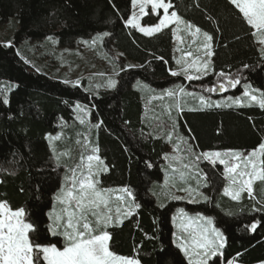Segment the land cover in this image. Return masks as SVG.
Here are the masks:
<instances>
[{"label": "trees", "instance_id": "obj_1", "mask_svg": "<svg viewBox=\"0 0 264 264\" xmlns=\"http://www.w3.org/2000/svg\"><path fill=\"white\" fill-rule=\"evenodd\" d=\"M168 1L184 21L213 36V69L202 80L171 76L175 61L173 24L151 37L125 27L123 21L133 11L131 0H0V21L15 18L18 23L14 35L0 41V202H7L14 210L25 209L27 221L35 227L30 239L63 247L62 237H52L48 231L49 213L65 169L55 161L48 135L63 130L66 141L60 146L66 154L64 162L74 158L79 162L97 150L108 168L99 175L98 185L129 187L140 205L121 223L108 227L113 252L137 258L142 264H188L177 246L173 222L175 211L184 208L189 213L213 216L215 225L225 233L224 254L209 264H227V259L261 264L264 211L253 209L264 208L258 202H264V182L254 181L253 195L244 193L234 201L223 192L224 166L201 159L193 161L197 185L206 191L210 202L190 203L166 197L164 192L171 195L167 174L177 188L196 183L190 175L168 173L165 156L170 142L180 141L201 152H252L264 143V109L248 103L201 109L198 94L180 95L183 111L173 98L158 100L176 85L183 86L186 93L190 89L202 91L207 99L221 103L229 96L242 95L245 83L264 91V52L255 29L230 0ZM143 22L158 23V17L149 12ZM105 32L110 34L106 40L122 57L114 89L94 93L85 87V78L76 86L66 84L65 79L37 69L23 57L26 40L51 37L65 48ZM245 64L250 67L243 68ZM221 71L233 75L239 71L240 85L224 92H208L207 88L224 81L218 75ZM5 97L8 104L3 103ZM76 103L90 110L93 124L87 129L88 141L82 133L87 127L72 123ZM79 135L82 138L77 141ZM88 142L91 150L85 148ZM256 221L260 224L252 232L249 226Z\"/></svg>", "mask_w": 264, "mask_h": 264}, {"label": "snow or ice", "instance_id": "obj_2", "mask_svg": "<svg viewBox=\"0 0 264 264\" xmlns=\"http://www.w3.org/2000/svg\"><path fill=\"white\" fill-rule=\"evenodd\" d=\"M230 2L243 14L248 25H251L258 33L264 34V0H230ZM131 4L133 9H138V11L134 10L123 23L125 27L136 29L146 36L151 37L154 33H160L173 23L177 25V28L172 30V34L178 40L180 37L177 36V29L181 23H186L189 30L195 28V31L191 33L193 38H196L197 34L201 32L200 28L184 22L176 11L170 12L173 4L166 2V0H131ZM149 5L151 14L158 17V23L142 25L141 19L149 15V12L146 11ZM161 9L163 10L162 16L158 12ZM103 35L108 36L110 34L105 32ZM261 43H264V40H261ZM197 51L202 52V55H197L191 62H188L184 56L178 59L176 63L182 65V71H172L171 76L183 75L188 81H199L209 76L213 69V36L203 32V42ZM186 56L192 57L193 53L187 52ZM128 67L136 66L129 65ZM249 67L247 64L243 65L245 69ZM218 75L224 77V81L219 83L217 87L207 88L208 92H224L228 88H236L241 83L242 76L239 71L235 75L221 71ZM64 83L69 82L64 81ZM79 83L76 81L73 86ZM117 84V80L109 79L107 87L114 89ZM177 92L180 95H195V93H186L185 88L181 85H176L175 89H166L168 97L176 96ZM243 98L246 100H242L241 97L234 99L229 96L228 101L230 103L228 101L221 103L200 95L199 103L201 109L242 106L244 103L258 104L261 109H264V91L254 88L250 83L244 84ZM3 103H9L7 97L4 98ZM177 107L183 111L182 107L179 105ZM76 108L87 115L85 106L77 103ZM99 126L100 124L96 125V127ZM184 142L187 143L186 140ZM187 152L189 155H193L191 145L188 146ZM260 157H264V143H260L258 149L246 156L241 152L232 150L227 152L206 151L200 155H195V160L199 161L203 158L213 165L217 162L223 165L226 176L231 180V185L224 188V194L230 196L232 200L238 201L244 192H247L250 197L252 196L254 181L264 182V159ZM165 159H168L167 155ZM87 161V175L79 180L78 191L77 179L73 175L70 178H65L71 179V189L68 191L61 190L56 196V200L61 205H68L74 201L79 214L75 215L72 211H68L66 224H62L61 214L49 213L52 222L48 226V231L52 237L63 238L64 245L62 248L55 243L40 244L30 239V234L35 232V227L33 223L25 219V210L23 208L13 210L6 202H0V264H141L139 259L118 255L110 250V233L105 230L113 222L109 208V196L106 194L108 190L99 189L97 187L99 181L95 179L101 173L107 172L108 168L99 155H89ZM56 162L59 164V157H56ZM146 167H151V165L146 164ZM190 167L192 165H185V168ZM181 190L192 197V203H198L201 199L204 202H210V197L204 195L199 190V186L196 188L189 186ZM119 192L120 195L116 196V200L126 205V209L122 213L121 207H116L117 222H120L121 214L129 216L134 208L140 207L138 203H135V194L131 188L122 187ZM173 199H184V197L175 196ZM253 210L264 211V208H254ZM177 212L179 217L174 216L173 222L178 219L177 226L182 233H186V236L181 235L177 238V246L187 257L188 264H209L210 260L218 259L224 254L225 233L221 228L214 225L212 216L200 213L189 216L184 208L177 209ZM89 214L96 217L94 225L88 221ZM259 224L260 221L252 223L249 226L250 231L254 232ZM239 255L241 254H237V256ZM227 264H237V261L227 259Z\"/></svg>", "mask_w": 264, "mask_h": 264}, {"label": "rangeland", "instance_id": "obj_3", "mask_svg": "<svg viewBox=\"0 0 264 264\" xmlns=\"http://www.w3.org/2000/svg\"><path fill=\"white\" fill-rule=\"evenodd\" d=\"M166 2H169V1L166 0ZM132 8H133V6H132ZM134 10L138 11V9H133V11ZM146 11L150 12V5L148 6V9H146ZM161 11L163 12L162 9L158 10L159 13ZM169 11L171 12L172 10L170 9ZM143 18L141 19L140 23L142 25H149V24H145L143 22ZM184 22H186V21H184ZM15 23H16V26H15ZM187 24H190V23H187ZM170 25H172V24H170ZM173 25H174V23H173ZM17 28H18V23H17L15 18H12L6 22L0 21V41H4L7 39L9 40L10 37L14 35L15 29H17ZM185 28H186V31L189 32L190 36H192L191 33H192L193 28L189 30V29H187L186 23H181L179 25V28L177 29V36L180 37L179 40L176 38V42H177L176 47L177 48H181V44H182L183 40L185 39L184 34H182V30ZM103 34L104 33H98V34H95L94 36H92L91 38H87V39L81 38L76 42V44L74 46L65 47V48L59 46L57 44V42L53 39L41 40V41L40 40L39 41L26 40L22 44V47L25 50L24 51L22 49L23 50V52H22L23 57L31 65H33L37 69H39V70L41 69L43 71H46V72L50 73L51 75H55L58 78L65 79L66 81H68L70 83L75 84L76 81H79L80 82L79 84H81L82 80L85 78V80H86L85 87L94 93H98L101 90L109 89L107 87V82L109 79H115L119 82V78H118L119 75L118 74H119V70L121 67V62H119V61L122 59L121 53L113 47L112 43H109L106 40L108 36H104ZM258 37L262 38L263 34L258 35ZM9 43L10 42H8V44ZM262 45H263L262 48L264 49V43H262ZM200 92L202 94L206 95L204 92H202V91H200ZM156 97H160V95H157ZM238 97H241L242 100H246V98H243V94L239 95ZM244 104H247V103H244ZM81 105H83V104H81ZM83 106H85V105H83ZM74 109H75L76 114H75V118L72 121V123L87 127L85 130L81 129L82 133L85 136H87V134H88L87 132L91 129V125L93 124L90 120V110L85 106V110L87 111V115H85L84 112L77 110L76 105H75ZM81 120H83V123H81ZM62 125L65 126L64 123ZM88 128H89V130H87ZM62 134H63V130H61L59 134H56V135L55 134H49L48 135V141H49L51 151L53 153V157H54L55 161H56V157H59V163L63 164L65 167L63 175H62V184H61L60 189L57 191L56 196L60 193L61 190L68 191L71 189V187H72L71 179H65V178L66 177L70 178L73 175H75V177L77 179V191H78L79 180L83 179L87 175V171H88V169H87V163H88L87 157L89 155H99L98 151L94 149V152L92 154L85 156V158L81 159L79 162H76L74 160L75 158L71 162H64L62 158H65L66 154H65L64 150L61 149L60 145H61V142L63 143L66 140ZM172 137H173L172 135H169L168 139L172 141ZM81 138L82 137L79 135L77 137V141ZM88 140H89V137L87 136V141ZM83 146H84V144H83ZM85 148L91 150V144H89V142H88L86 144ZM187 148H188V146H185L180 141L177 143L170 142L168 144V149H167V153H166V155L168 157V159H167L168 160V173L169 172H174V173L178 172V175H181L184 177H186L187 175H190L191 178L196 179V183L186 184L185 187H183V188H187L189 186L196 188L198 186L197 185L198 184V180H197V178H198L197 173L198 172L194 168L195 164L193 163V161H196L195 155H200L203 152L193 149V155H189V153L187 152ZM249 153L250 152L243 153V154L246 156ZM189 156L192 157V160L190 159L192 164H189V163H191L189 161ZM225 158H227V157H225ZM260 158H262V157H260ZM201 159L204 160L203 158H201ZM204 161H206V160H204ZM230 162H232V161H230ZM185 165H192V167L185 168ZM173 169H175V171H173ZM95 179L99 180V176L95 177ZM224 179H225L224 188L229 187L231 185V180L226 176V174H225ZM237 179H240V177H237ZM169 180H170V177H169V174H167L165 181L168 184V186H167V184H166V186H167L168 192H170L171 195L169 196L168 193L166 191L164 192V190H163L165 196L169 197V198H173L175 196H182V197H184V199H181V200H185V201L192 203L191 202L192 197H189L186 192L182 191L181 189H183V188H179V187L177 188V186L175 184H173L172 182H170ZM203 181H205L204 178H203ZM199 182H201V181H199ZM203 186H204V184H203ZM97 187L99 189L108 190L106 194L109 196V208L111 209V214L113 216V222L110 223L109 226L117 224L116 212H115L116 207H118V206L121 207L122 213L126 209V205L121 204L119 201L116 200V196L120 195L119 189L122 188L123 186H112L109 188L108 187L107 188H101L98 185ZM224 188H223V190H224ZM253 189H254V185H253ZM199 190L202 191L204 193V195L208 196L206 191L204 189H202L201 186H199ZM244 193H247V192H244ZM244 193L241 194V198H242ZM201 201H203V200L201 199L200 202ZM258 202H259V204L262 203L260 205H264V202H261L259 199H258ZM68 211H72L75 215L79 214L78 210L76 209L74 201L68 205H61L60 203H58V201L56 200V197H55L54 206H53V209L50 211V213L55 212V213L61 214L62 215L61 223L66 224ZM187 213L189 214V216H195L197 213H200L203 215H208V214L203 213V212H195V213L187 212ZM25 214H26V211H25ZM174 216L179 217V213L177 212V210L175 211ZM208 216H211V215H208ZM124 217L125 216H123L121 214V216L119 218L120 222H118V223H121L122 220L124 219ZM25 219H26V215H25ZM50 220H51V218H50ZM95 220H96L95 216H92L91 214L88 215V221L90 223H92L93 225L95 224ZM51 222L52 221H50V224H51ZM178 223H179V220L177 219V221L174 222V227H175L174 235H175L177 243H178V239H177L178 237H180L181 235L186 236V233H182L181 229L177 226ZM213 223L215 225L214 218H213ZM108 227L105 230H107ZM62 240H63V238H62ZM63 244H64V241H63ZM235 260L237 261V264H243V263H240L237 259H235Z\"/></svg>", "mask_w": 264, "mask_h": 264}, {"label": "crops", "instance_id": "obj_4", "mask_svg": "<svg viewBox=\"0 0 264 264\" xmlns=\"http://www.w3.org/2000/svg\"><path fill=\"white\" fill-rule=\"evenodd\" d=\"M174 28H177V25L174 24ZM192 31H195V28H193ZM255 33H256V37H257V41H258V44L260 46L261 49L262 48V43H261V40H264V34H263V37L262 38H259L258 35H261V33H258L257 30L255 29ZM182 34H184L185 36V39L183 40L182 44H181V48H177L176 47V37H174V42H175V61H174V71H182V65L180 64H177L176 61L178 59H180L182 56L185 57V59L188 61V62H191L192 59H194L197 55H202V52H198L197 49L201 46L202 42H203V32L201 31L200 33L197 34V37L196 38H193V36H190L189 32L186 31V28L182 30ZM187 52H192L193 53V56L192 57H187L186 56V53ZM264 52V51H263ZM212 62H213V57H212ZM190 74H195V73H190ZM190 93H195L198 94L199 96L200 95H203L205 96L206 98H209L208 95H204L202 94L201 92L197 91V90H193L190 89ZM194 95V96H195ZM164 97L163 98H160V100L158 101H163V100H167V101H171V99L173 100V103L174 104H177V105H180V94L178 93L177 94V97L174 96V97H168L166 95V93L164 95H162ZM212 97V96H210ZM165 98H168V99H165ZM213 99H215L214 97H212ZM166 104V103H165ZM169 104H172V103H169Z\"/></svg>", "mask_w": 264, "mask_h": 264}]
</instances>
